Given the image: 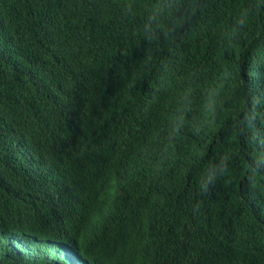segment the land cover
<instances>
[{
	"label": "trees",
	"instance_id": "1",
	"mask_svg": "<svg viewBox=\"0 0 264 264\" xmlns=\"http://www.w3.org/2000/svg\"><path fill=\"white\" fill-rule=\"evenodd\" d=\"M0 264H264V0H0Z\"/></svg>",
	"mask_w": 264,
	"mask_h": 264
}]
</instances>
